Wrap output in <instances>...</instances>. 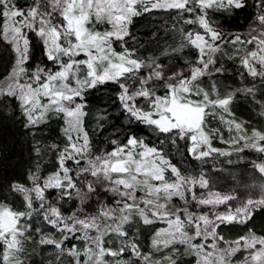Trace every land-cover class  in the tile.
Here are the masks:
<instances>
[{"label": "snow or ice", "instance_id": "1", "mask_svg": "<svg viewBox=\"0 0 264 264\" xmlns=\"http://www.w3.org/2000/svg\"><path fill=\"white\" fill-rule=\"evenodd\" d=\"M231 7H243L242 0H0V43L14 57L0 76V103L14 102L33 136L59 121L61 137L44 147L36 141L26 181L0 187V264H28L34 241L54 249L48 264L63 256L69 264H264V235L246 228L229 238L220 231L248 224L264 208V180L248 185L259 188L258 197L213 191L203 173L182 171L164 148L135 134L94 152L84 126L85 93L116 84L129 124L142 125L158 144L183 141L194 160L254 151L260 160L252 167L264 177V130L246 127L231 107L254 87L221 94L215 80L205 82L225 71L216 60L223 34L208 10ZM161 10L202 29H179V46L161 53L195 49L186 70L158 56L139 58L126 46L134 19ZM257 21L247 38L223 42L238 45L228 58L243 69L241 79L264 82V15ZM209 117L225 127H210ZM214 139L228 149L214 147ZM49 153L55 167L46 172Z\"/></svg>", "mask_w": 264, "mask_h": 264}, {"label": "trees", "instance_id": "2", "mask_svg": "<svg viewBox=\"0 0 264 264\" xmlns=\"http://www.w3.org/2000/svg\"><path fill=\"white\" fill-rule=\"evenodd\" d=\"M25 3V0H19ZM30 2V0H29ZM243 7L208 10L209 23L223 34L220 42L221 51L216 53L217 66L221 64L225 71L221 75L205 78V82L215 80L220 88L221 94L228 89L254 87V94L238 93L231 107L238 121L246 122V127L264 130V117L260 115L261 105L264 103V82L254 80L245 74L240 78L243 71L238 61L229 59L228 56L235 52L238 45L224 43L231 40L235 35L247 38L249 32L258 25L257 17L264 15V0H242ZM187 15V14H185ZM202 31L196 25L184 24L175 11H152L135 18L130 28V36L127 38V47L135 51V55L145 59L158 56L162 61L174 67H183L186 70L185 61L191 62L196 56L195 49L185 48L177 55H161L168 49L178 47L182 36L179 29ZM247 47H251L248 45ZM13 53L10 48L0 43V76L4 75L10 68ZM33 59H43V53L37 45L33 53ZM118 85L106 83L98 85L85 93L86 111L85 129L89 133L94 152L110 149V141L117 139L124 142L128 134H135L145 138L146 142L157 147L164 148L170 155L174 164L182 171L198 176L203 173L210 181V189L221 193L236 191L241 196L252 195L258 197V185L264 177L252 167V161L259 162L260 154L245 150L244 152H233L231 156H219L213 154L204 160H194L185 150V143L179 141L176 145L158 144L157 138L151 136L142 125L129 124L126 114L118 99ZM210 127L223 129L218 119L209 117ZM224 137L227 139L229 133L225 130ZM60 122L53 120L48 125L42 126V131L35 136L30 130L23 127V118L15 103H0V187L6 188L12 181H26V173L33 167L36 159L34 144L39 141V146L44 147L52 142H60ZM213 146L221 149H228L219 139L213 140ZM230 150V149H229ZM55 167L54 155L49 153V160L44 165L46 172L52 171ZM207 191V190H199ZM234 203V202H232ZM35 226V225H34ZM252 228L257 234L264 235V208L257 210L252 219L246 225H221L220 231L226 237L234 238L242 235L244 229ZM145 246L148 243V232L143 231L141 236ZM28 264H48L54 259L55 251L51 246H39L35 241L28 245ZM69 257L63 256L54 264H69Z\"/></svg>", "mask_w": 264, "mask_h": 264}, {"label": "rangeland", "instance_id": "3", "mask_svg": "<svg viewBox=\"0 0 264 264\" xmlns=\"http://www.w3.org/2000/svg\"><path fill=\"white\" fill-rule=\"evenodd\" d=\"M257 26H258V25H256L255 27H257ZM255 27H254V28H255Z\"/></svg>", "mask_w": 264, "mask_h": 264}]
</instances>
